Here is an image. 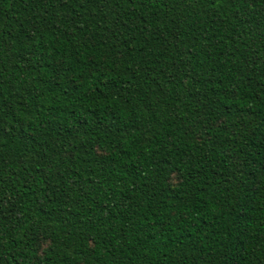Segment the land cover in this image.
I'll list each match as a JSON object with an SVG mask.
<instances>
[{
  "label": "trees",
  "instance_id": "1",
  "mask_svg": "<svg viewBox=\"0 0 264 264\" xmlns=\"http://www.w3.org/2000/svg\"><path fill=\"white\" fill-rule=\"evenodd\" d=\"M0 264H264V0H0Z\"/></svg>",
  "mask_w": 264,
  "mask_h": 264
}]
</instances>
